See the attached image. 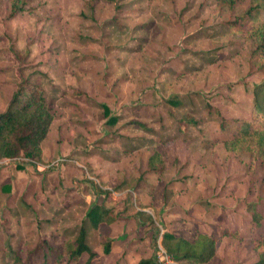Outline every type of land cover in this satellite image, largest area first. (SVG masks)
<instances>
[{
	"label": "rangeland",
	"instance_id": "rangeland-1",
	"mask_svg": "<svg viewBox=\"0 0 264 264\" xmlns=\"http://www.w3.org/2000/svg\"><path fill=\"white\" fill-rule=\"evenodd\" d=\"M24 2L11 14L12 0H0V112L26 80L53 118L39 158H0V264H23L42 240L60 247L82 223L90 264H136L165 232L217 238L203 264L256 261L250 205L263 164L227 150L234 127L216 119L255 113L264 67L249 65L254 43L226 24L249 0ZM153 150L159 173L146 170ZM93 204L110 227L85 218Z\"/></svg>",
	"mask_w": 264,
	"mask_h": 264
},
{
	"label": "trees",
	"instance_id": "trees-1",
	"mask_svg": "<svg viewBox=\"0 0 264 264\" xmlns=\"http://www.w3.org/2000/svg\"><path fill=\"white\" fill-rule=\"evenodd\" d=\"M222 1L229 4L234 2V0ZM24 3V0H12L10 13L15 14L21 11ZM226 24L252 40L254 48L249 65L263 69L264 0H249L247 7L239 16ZM253 104L255 113L251 121L239 123L237 118L226 119L218 111H216V119L222 130L226 129L229 124L234 127L233 136L224 142L225 148L229 151L241 150L250 153L261 161L264 168V80L255 85ZM52 118L53 115L42 88L26 80L21 81L5 109L0 112V158H14L20 154L29 159L39 158L40 143L49 129ZM186 121L192 120L187 119ZM110 122L113 123L114 118H111ZM163 168L162 157L157 150H153L147 159L146 170L159 173ZM260 190L262 191L257 201L250 205L249 223L255 225L257 231L252 238L253 247L257 251V259L251 264H264V175ZM105 212L106 209L93 204L87 210L85 218L94 227H98L105 223L102 219ZM86 235L87 230L82 223L77 234L66 239L60 247H53L47 241L42 240L26 251L23 264H56L62 256H65L68 261H76L82 254H87L85 264H90L95 253L86 243ZM217 240L213 236L200 233L189 241L165 232L162 234L161 244L175 260L203 264L215 255ZM112 242L113 239L107 236L101 239L104 253L109 252ZM136 264L168 263L157 262L153 254L148 258L140 259Z\"/></svg>",
	"mask_w": 264,
	"mask_h": 264
},
{
	"label": "built area",
	"instance_id": "built-area-1",
	"mask_svg": "<svg viewBox=\"0 0 264 264\" xmlns=\"http://www.w3.org/2000/svg\"><path fill=\"white\" fill-rule=\"evenodd\" d=\"M25 158V157H24ZM2 160H7L9 158H1ZM13 159V158H12ZM156 260L159 263H168V264H179L178 261L173 259L160 244L157 245L155 251Z\"/></svg>",
	"mask_w": 264,
	"mask_h": 264
},
{
	"label": "crops",
	"instance_id": "crops-1",
	"mask_svg": "<svg viewBox=\"0 0 264 264\" xmlns=\"http://www.w3.org/2000/svg\"><path fill=\"white\" fill-rule=\"evenodd\" d=\"M2 174H1V172H0V176H1ZM103 225H106V226H108V227H110V223L109 222H107V223H104ZM216 245L218 246V242L216 243ZM217 246H216V248H217Z\"/></svg>",
	"mask_w": 264,
	"mask_h": 264
}]
</instances>
